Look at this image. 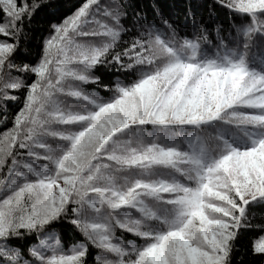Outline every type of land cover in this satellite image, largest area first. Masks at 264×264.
Wrapping results in <instances>:
<instances>
[{
	"label": "snow or ice",
	"instance_id": "6c2138e0",
	"mask_svg": "<svg viewBox=\"0 0 264 264\" xmlns=\"http://www.w3.org/2000/svg\"><path fill=\"white\" fill-rule=\"evenodd\" d=\"M42 6L55 8L0 0V264H87L86 244L51 231L62 222L96 264H232L264 207V0H212L215 41L195 14L180 36L129 0H81L33 57ZM98 67L119 75L104 83ZM251 252L264 256V234Z\"/></svg>",
	"mask_w": 264,
	"mask_h": 264
},
{
	"label": "trees",
	"instance_id": "16d2710c",
	"mask_svg": "<svg viewBox=\"0 0 264 264\" xmlns=\"http://www.w3.org/2000/svg\"><path fill=\"white\" fill-rule=\"evenodd\" d=\"M48 2L54 5L55 8H44L42 6L34 14L31 24H26V31H28L29 36L24 40V43H26L27 48L32 53L33 57L38 53L40 41L43 36L48 33L49 25L54 21L58 22L62 20L74 10L75 6H79L81 0H48ZM129 2L134 5L135 10L139 11L149 22L155 23L161 30L166 29V25L162 23L161 17L168 20L177 28L178 35L180 36L187 35L191 37L192 14H195L199 24L209 30L211 38L215 41V27L209 20V13L207 12V5L212 3V0H129ZM217 8L219 9V6H217ZM216 22L219 23L223 29L221 35L226 36L227 29L232 23V18L229 17L226 9L217 12ZM125 26L130 28L131 23L126 20ZM127 39H129V36L124 35L119 43L123 44ZM96 72L98 75H101L104 83H108L110 79L114 80L116 77L113 75H119V73H109V71L103 67H98ZM120 78L124 79L125 77L121 75ZM127 78H135V73H131ZM86 87L90 91L95 89V85H87ZM99 91L103 93L104 89L101 88ZM17 94L20 95L21 100L16 103H8L7 111L9 117H11L19 107L20 103H22L23 90ZM4 112L5 109L3 105L0 104V120L4 115ZM7 126H10V119L7 124L2 123L0 125V131ZM249 216L251 217L252 227L243 230L236 242L232 264H264V256L253 254L251 252V243L253 239L264 234V207L255 206L250 208ZM51 231L55 233V237L65 249L71 247L76 242L86 244L88 248L87 264H96L94 257L98 250L88 243L82 234L75 230L71 225L62 222L61 225ZM116 235L122 239H132L139 243L138 238L131 237L130 234L119 229L116 230ZM35 242L36 237L33 235L29 238L28 243L32 244Z\"/></svg>",
	"mask_w": 264,
	"mask_h": 264
},
{
	"label": "rangeland",
	"instance_id": "374dc122",
	"mask_svg": "<svg viewBox=\"0 0 264 264\" xmlns=\"http://www.w3.org/2000/svg\"><path fill=\"white\" fill-rule=\"evenodd\" d=\"M3 118V117H2ZM0 121H2V119L0 120ZM3 122H0V125L2 124Z\"/></svg>",
	"mask_w": 264,
	"mask_h": 264
}]
</instances>
